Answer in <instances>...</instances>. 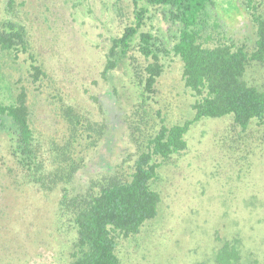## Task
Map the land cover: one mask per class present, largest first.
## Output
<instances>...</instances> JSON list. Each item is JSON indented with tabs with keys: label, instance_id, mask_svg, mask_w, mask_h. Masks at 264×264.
I'll list each match as a JSON object with an SVG mask.
<instances>
[{
	"label": "rangeland",
	"instance_id": "obj_1",
	"mask_svg": "<svg viewBox=\"0 0 264 264\" xmlns=\"http://www.w3.org/2000/svg\"><path fill=\"white\" fill-rule=\"evenodd\" d=\"M18 2L31 50L47 77L31 81L26 54L4 53L0 65L14 87H26L31 123L44 142L70 139L68 106L85 120L103 123L107 114L97 98L109 90L117 91L122 112L117 118L123 124L115 132L120 148L127 146L121 137L130 125L140 141L155 134L161 123L194 117L197 96L185 85L183 62L176 55L167 57L149 97L135 74L149 60L136 48L104 77L112 38L133 14L131 1L122 2L119 12L115 0ZM220 7L223 24L237 38L255 35L246 13L233 10L232 0L221 1ZM2 15L0 0V23ZM244 78L264 89V65L251 63ZM186 139V150L162 163L152 183L161 196L158 215L138 234L120 238L122 264H219L225 243L237 248L241 264H264V123L253 121L242 132L234 128L231 115L202 118L191 124ZM110 145L84 140L82 152L87 160L104 155L112 161ZM15 166L1 139L0 264H68L76 233L60 210L61 187L42 191L23 184L14 176Z\"/></svg>",
	"mask_w": 264,
	"mask_h": 264
},
{
	"label": "trees",
	"instance_id": "obj_2",
	"mask_svg": "<svg viewBox=\"0 0 264 264\" xmlns=\"http://www.w3.org/2000/svg\"><path fill=\"white\" fill-rule=\"evenodd\" d=\"M124 1L115 0L117 12ZM128 1L133 4V14L112 38L104 77H109L136 48L149 60L135 73L143 85V95L149 97L157 89L167 57L176 55L183 62L185 85L197 96L192 119L172 125L161 123L155 134L140 141L130 125L121 137L127 146L117 147L115 132L123 124L118 119L122 112L117 91L109 90L97 98L107 114L103 123L85 120L74 106H68L70 139L47 143L31 123L26 87H14L0 65V140H5L16 164L14 176L23 184L42 191L61 187L60 210L76 233L68 264H122L120 238L138 234L158 215L161 196L152 183L162 163L186 150V133L194 121L231 115L234 128L242 132L253 121L264 123V89L244 78L251 63L264 65V0H232L233 10H243L255 29L253 37L243 39L223 24L219 11L223 0ZM2 13L0 58L4 53L16 57L26 54L31 81H43L47 72L31 50L18 0H2ZM84 140L111 144L108 151L114 159L99 155L97 160H87L82 152ZM132 157L133 163L127 166ZM84 172L92 173L85 176ZM239 259L237 248L228 243L217 256L219 264H241Z\"/></svg>",
	"mask_w": 264,
	"mask_h": 264
}]
</instances>
